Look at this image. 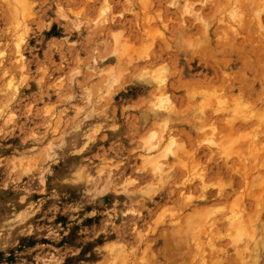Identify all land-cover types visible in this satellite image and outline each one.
<instances>
[{"label": "clouds", "instance_id": "1", "mask_svg": "<svg viewBox=\"0 0 264 264\" xmlns=\"http://www.w3.org/2000/svg\"><path fill=\"white\" fill-rule=\"evenodd\" d=\"M0 264H264V0H0Z\"/></svg>", "mask_w": 264, "mask_h": 264}]
</instances>
